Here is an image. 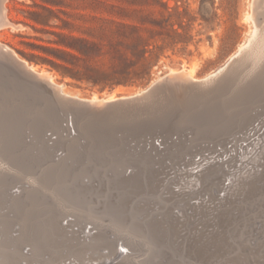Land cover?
<instances>
[{"label": "rangeland", "instance_id": "obj_1", "mask_svg": "<svg viewBox=\"0 0 264 264\" xmlns=\"http://www.w3.org/2000/svg\"><path fill=\"white\" fill-rule=\"evenodd\" d=\"M144 1H148V4H144L147 3ZM158 1L0 0V5L4 4V14L8 21L2 25V28L0 27V44L6 45L19 58L28 60L29 63L36 66L37 70L44 68L49 71L54 77L53 82H63L65 84L63 89L71 94L88 96L94 92L95 95L102 96L109 87L99 89L84 80H76L61 74L60 70L42 60L41 57L54 58L49 49L55 46L53 42H50L51 39L56 38L52 31H67V28H63L66 23L68 27L78 29L74 30L75 33L81 34V31L87 27L104 24V19L138 23L140 12L149 14L152 20L149 26L154 30L152 33L161 32L165 41L157 38L156 44L161 48L157 49L156 56L158 58L152 66L149 77L138 84L115 86L114 92L115 89L122 88L115 92L116 95L130 93L148 81L166 74L170 75L172 70L173 73L181 72V69H187L191 65H194L192 73L194 79H202L211 75H215V78L219 79L229 72L227 78L220 81L216 88L210 92H201L196 98L194 106L180 109L182 117L178 120V126L184 127L187 133L181 134L175 131L176 137L174 138L168 134L170 129L165 127L164 136H162L159 145L154 146L153 143L150 145L149 150L153 151V154L145 153L140 149L141 147L138 149L135 146L131 151L132 154L121 153L118 155L114 152H103L104 150H99L98 146L91 145L86 141L80 144L77 138L71 136L67 126H50L34 117L32 112L27 116L30 112L17 111L18 106L25 107L23 106L25 102L28 109L33 108V99L37 97V94L34 97L29 94L31 96L28 97V95H24L23 91H16L15 101L17 104L12 100V106L16 105V109H14L5 104L7 98L6 101H10V98L14 96L10 93H7L8 96H6V93L0 92V264H88V259L81 257L83 250L86 256L94 254L93 258H98L96 255L108 254V264H177L178 262V264H212L211 262L230 264L233 259L231 264H252L253 262L254 264H264V234H262L264 233V76L258 77L252 83V90H245L248 92L241 95L239 93L242 88L250 87L249 82L261 70L264 56L260 59L255 57L256 49L252 45H248V48L245 47L238 53L240 46L246 44L250 39L255 25L263 24L264 17L261 15L264 14V8H262L264 0H255V2H253L254 0H161L167 9ZM257 6L260 8L257 9ZM247 10L251 13L252 19L245 18ZM168 14H170V18L166 19ZM258 14H261L259 16L262 19L260 23L254 21ZM257 29L259 30V27ZM175 31L179 32L181 36H175ZM171 37H174L175 42L171 40ZM253 51L255 52L253 53ZM249 52H252L253 55ZM245 53L252 56L246 54L249 56L247 59L248 56H245ZM234 55L235 57H233ZM258 59L259 62L256 65ZM164 109H166V114H169L177 111L179 107L175 103L169 102ZM166 114L165 119L167 118ZM245 117L248 118L243 122ZM253 120H259V123L253 127L252 135L235 136L233 152L231 153L230 149L224 150L225 139L234 136L239 129L251 126L250 123ZM239 141L246 142V144L240 146ZM260 146L261 148H259ZM241 148H245V150L242 149V151ZM243 153H248V157ZM224 154L227 155L225 159L222 158L221 162L226 164L222 165L221 162L215 161L206 162L212 155L218 157L223 155L224 157ZM197 159L199 162H196ZM261 160L262 162H260ZM246 162L248 164L245 165ZM226 171L227 174L232 172L231 175L228 174V176ZM250 172L252 174H249ZM196 173L198 176H195ZM78 183H81L82 187L78 186ZM237 185L238 187H236ZM225 187L226 190L231 189L226 191ZM233 187H236L234 192ZM228 191L231 193L228 194ZM225 192L227 195L224 194ZM215 196L219 198L217 199ZM215 199L217 203L214 202ZM234 202L236 203L234 204ZM189 204L203 212L196 211ZM260 205L262 206L258 209ZM212 206L216 208L213 209ZM230 209L231 213H229ZM212 210H215L214 216ZM206 212L207 214L211 212L212 216L206 215ZM176 213H179L181 219ZM197 213L202 214L198 216ZM220 216L225 220H222ZM254 216L257 218H252ZM178 217L179 219H177ZM214 218H216L215 221ZM178 220L181 223L176 222ZM232 221H235L234 225ZM86 224L90 225L88 229L85 228ZM240 225L243 227L241 228ZM201 226L202 229H200ZM83 228L91 233L85 236L84 232H80ZM262 228L263 230H261ZM214 229L217 230L214 231ZM229 229L230 231H228ZM246 229L248 230L244 231ZM190 230L194 231H191L193 237ZM218 230H221L220 234ZM222 230L223 233L225 232L223 237ZM206 232L207 234H205ZM234 232L235 234H233ZM236 234H238L237 238ZM183 236L186 240L189 238L191 241H185ZM231 237L232 239H230ZM33 238L41 242L45 241L43 244L45 249L38 252L34 247L35 244L32 243ZM101 238L104 240L103 243H99ZM158 239L160 240L157 241ZM120 240L125 247L128 246V252H122L124 258L117 260L114 258L116 252H111L108 242L112 241L114 245V243L118 244ZM183 242L188 244L185 245ZM191 242L192 244L188 246ZM200 243L202 246L205 244L203 246H206L205 250L202 249ZM229 243L236 246V252L235 249L233 250L234 246ZM239 243L240 245H238ZM260 243L261 245H259ZM215 245L221 246V249L215 248ZM243 245H246L244 247L246 249L241 248ZM195 247H199V250ZM189 249L191 250L189 251ZM206 249L211 252V255ZM254 249H257L256 252ZM232 250L234 252H231ZM196 251H198L197 254ZM246 255L249 256L248 260L250 257L252 260L248 261ZM255 255H257L256 258ZM235 256L236 258H234ZM160 257L163 259L160 260ZM201 258H205V260ZM209 258L211 262L208 260ZM76 259H80V261L74 262ZM225 259L228 261L225 262ZM104 260L95 259L91 264H102Z\"/></svg>", "mask_w": 264, "mask_h": 264}, {"label": "water", "instance_id": "obj_2", "mask_svg": "<svg viewBox=\"0 0 264 264\" xmlns=\"http://www.w3.org/2000/svg\"><path fill=\"white\" fill-rule=\"evenodd\" d=\"M33 67L28 60L19 58L6 45L0 44V92L6 93V96L7 93L14 96L10 101H6L7 98L5 104L16 109V105L12 104L13 101L16 103L18 90L28 97L37 94L33 99V108L28 109L25 103V107L18 106L17 111L30 112L27 116L32 112L34 117L50 126H67L71 136L77 138L80 144L86 141L98 146L103 152L118 155L132 154L135 146L138 149L141 147L145 153L153 154L149 150L150 145H159L165 127L170 129L168 134L174 138L175 131L187 133L184 127L178 126V120L182 117L180 109L194 106L201 92H210L222 81V76L219 79L215 75L194 79L175 72L148 81L131 94L110 97L114 89L112 87L102 96H97L94 92L88 96H79L65 91L63 82L55 83L41 77ZM169 102L175 103L179 109L166 114L164 107ZM258 123L259 120H253L251 126L239 129L234 136L225 139L224 150L233 148L235 136L252 135L253 127ZM244 144L246 142L241 141L239 145ZM78 186L82 187V184L78 183ZM85 228L88 229L89 225ZM122 245L120 240L115 254L117 260L123 256L122 251L128 252V248H123Z\"/></svg>", "mask_w": 264, "mask_h": 264}, {"label": "trees", "instance_id": "obj_3", "mask_svg": "<svg viewBox=\"0 0 264 264\" xmlns=\"http://www.w3.org/2000/svg\"><path fill=\"white\" fill-rule=\"evenodd\" d=\"M158 3L167 9L163 1ZM148 16L140 12L138 23L104 19V24L87 27L81 34L65 23L63 28L67 31H52L56 38L50 42L55 46L49 49L54 58L41 59L61 74L99 89L141 83L157 61V49L161 48L156 44L157 38L165 41L161 32L152 33L154 30L149 26L152 20ZM169 18L170 14L166 19ZM175 36L181 34L175 31Z\"/></svg>", "mask_w": 264, "mask_h": 264}, {"label": "bare ground", "instance_id": "obj_4", "mask_svg": "<svg viewBox=\"0 0 264 264\" xmlns=\"http://www.w3.org/2000/svg\"><path fill=\"white\" fill-rule=\"evenodd\" d=\"M4 1H6V0H4ZM257 1H258V0H257ZM253 2H255V0H254ZM3 3H4V2H3ZM256 3H257V2H256ZM258 3H259V2H258ZM263 3H264V1H263ZM252 5H253V4H252ZM254 5H255V4H254ZM3 6H4V4H3V5H0V27H1V28H2V25H3V24L5 25V24L8 22L7 19H6V17H5V14H4L5 9H4ZM250 6H251V2H250ZM252 7H253V6H252ZM257 7H258L257 9L260 8L259 6H257ZM262 8H264V7H262ZM254 9H255V8H254ZM252 10H253V9H252ZM255 15H256V14H255ZM260 15H261V14H258L256 20L254 19V21H256V22L259 21V23H260V21L262 20V19H260V17H259ZM261 16L264 17V14L261 15ZM245 18H246V19H250V18H251V13H250L248 10H247V12H246V16H245ZM252 18H253V17H252ZM252 18H251V19H252ZM251 22H252V21H251ZM257 24H258V23H257ZM257 24L255 25L256 27L253 25V28L255 27V30L253 31V33H251L252 35H250L251 37H250V39L248 40V42H247L246 44H243V45L240 46V49H239L238 53H240L241 51H243V49H244L245 47L248 48V45H252V46L256 49V52L253 51V53H254V52L256 53V56H255V54H254V56L260 59V57H263V56H264V19H263V24L261 23L262 25H261V24H260V25H257ZM14 25H15V27H16V24H14ZM18 26H19V25H18ZM257 26L259 27V30L257 29V28H258ZM253 28H252V30H253ZM247 39H248V38H247ZM246 41H247V40H246ZM10 50H11V49H10ZM247 50H248V49H247ZM248 51H249V50H248ZM248 51H247V52H248ZM242 53H244V52H242ZM242 53H241V54H242ZM249 53L252 54V52H249ZM249 53H245V56H248V55H246V54H249ZM251 54H249V55H251ZM236 55H237V53H236ZM252 55H253V54H252ZM252 55H251V56H252ZM237 56H238V55H237ZM18 57H19V56H18ZM233 57H235V55H234ZM239 57H240V56H239ZM255 57H254V58H255ZM244 58H246V57H244ZM241 59H242V58H241ZM247 59H249V56H248ZM259 59L256 60V65H257V62H259ZM248 61H250V60H248ZM254 61H255V60H254ZM239 62H240V61H239ZM252 62H253V60H252ZM254 64H255V63H254ZM252 66H253V65H252ZM254 66H255V65H254ZM33 68L37 70L36 66H34ZM249 69H250V68H249ZM254 69H255V68H254ZM260 69H261V70L259 71V73H258V74H257L252 80H251V82H249V86H250V87L246 86L245 88H242L241 90H239V91H240V92H239L240 95H241V94H244V92H248V91H245V90H249V89L252 90V88H251L252 83H253L258 77H261L262 75L264 76V61H263V63H262V66L260 67ZM193 70H194V65H191V66H190L189 68H187V69H186V68L183 69V70L181 69V74L185 75L186 77L193 78V76H192ZM248 71H249V70H248ZM255 71H256V70H255ZM38 72H39L40 75H42L41 77H43V75H44V77H45L47 80H49V81H53V78H54V77H53V75H52L49 71L45 70L44 68H40V69L38 70ZM173 72H174V71L172 70V71H171V74H172ZM246 72H247V71H246ZM249 72H250V71H249ZM247 73H248V72H247ZM228 74H229V72H227L225 75H223V76L221 77L222 80H225V79L227 78ZM245 75H246V74H245ZM211 76H212V75H211ZM239 76H240V75H239ZM44 77H43V78H44ZM241 77H242V76H241ZM245 77H246V76H245ZM246 78H247V77H246ZM239 79H240V78H239ZM121 89H122V88L119 87V88L115 89V92L120 91ZM115 92L112 90V92H111V94H110L109 96H110V97H114V96H116ZM132 92H133V91H131L130 93L122 94V95L131 94ZM237 98H238V97H237ZM226 100H227V99H226ZM25 103H26V102H25ZM230 103H231V102H230ZM223 105H224V104H223ZM225 105H227V104H225ZM6 109H7V108H6ZM173 109H174V108H173ZM7 111H8V110H7ZM228 113H229V112H228ZM10 114H11V113H10ZM225 114H226V113H225ZM8 115H9V114H8ZM184 116H185V115H184ZM247 118H248V117H245L244 120H243V122H245V121L247 120ZM18 120H19V119H18ZM25 121H28V120L25 119ZM5 122H6V121H5ZM37 123H38V122H37ZM28 124H29V123H28ZM4 125H6V124H4ZM49 127H50V126H49ZM18 128H20V127H18ZM50 128H51V127H50ZM20 129H21V128H20ZM52 129H53V128H52ZM0 132H1V131H0ZM212 136H213V135H212ZM239 137H240V136H239ZM261 137H262V136H261ZM253 138H254V137H253ZM258 138H259V137H258ZM221 139H222V138H221ZM260 139L262 140V138H260ZM260 139H259V142H260ZM61 140H62V139H61ZM212 140H213V139H212ZM245 141H248V140H245ZM239 142H240V141H239ZM259 142H258V143H259ZM261 142H262V141H261ZM214 143H215V142H214ZM237 143H238V142H237ZM74 144H76V143H74ZM215 144H216V143H215ZM210 145H211V144H210ZM241 146H242V145H241ZM222 147H223V146H222ZM245 147H246V146H245ZM5 148H6V147H5ZM214 148H215V147H214ZM238 148H239V146H238ZM238 148H237V149H238ZM247 148H248V147H247ZM259 148H261V146H260ZM259 148H258V149H259ZM71 149H72V148H71ZM193 149H194V148H193ZM242 149L245 150V148H241V150H242ZM233 150H234L233 148H230V152H231V153L233 152ZM239 150H240V148H239ZM219 151H221V149H220ZM226 151H227V150H226ZM242 151H243V150H242ZM249 151H250V150H249ZM251 151H252V150H251ZM254 151H255V150H254ZM0 152H1V151H0ZM198 152H199V151H198ZM216 152H217V151H216ZM248 153H249V152H248ZM248 153H246V154L243 153V154H244V155H247ZM258 153H259V152H258ZM201 154H202V153H201ZM217 154H218V153H217ZM243 154H242V155H243ZM254 154H255V153H254ZM214 155H215V154H214ZM218 155H219V154H218ZM224 155L226 156L227 154H224ZM228 155H229V154H228ZM239 155H240V154H239ZM242 155H241V156H242ZM248 155H249V154H248ZM248 155H247V157H248ZM185 157H186V156H185ZM238 157H240V156H238ZM256 157H257V156H256ZM201 158H202V157H201ZM222 158H223V155H221L220 157H218V156H213V155H212V156H211L206 162H209V161H212V162H213V161H215V162H219V160H221V161L223 160ZM258 158H260V157H258ZM194 159H195V158H194ZM240 159H241V157H240ZM254 159H256V158H254ZM260 159H261V158H260ZM233 160H234V159H233ZM236 160H237V159H236ZM238 160H239V158H238ZM242 160H243V159H242ZM244 160H245V159H244ZM244 160H243V161H244ZM251 160H252V159H251ZM251 160H249V161H251ZM262 160H263V159H262ZM262 160H261L260 162H262ZM204 161H205V160H204ZM229 161H230V160H229ZM249 161H248V162H249ZM255 161H256V160H254V162H255ZM194 162H195V161H194ZM194 162H192V163H194ZM196 162H199L198 159H197ZM240 162H241V161H240ZM248 162H246L245 165L248 164ZM256 162H257V161H256ZM4 163H5V162H4ZM221 163H222V162H221ZM224 163H225V162H224ZM224 163H222V165H223ZM235 163H236V162H235ZM204 164H205V163H204ZM225 164H226V163H225ZM237 164H238V162H237ZM249 164H250V163H249ZM252 164H253V163H252ZM255 164H258V163H255ZM262 164H263V163H262ZM4 165H5V164H4ZM200 165H201V164H200ZM205 165H206V164H205ZM234 166H235V165H234ZM236 166H237V165H236ZM241 166H242V165H241ZM252 166H253V165H252ZM50 167H51V166H50ZM180 167H181V166H180ZM223 167H224V166H223ZM225 167H227V166H225ZM225 167H224V168H225ZM231 167H232V166H231ZM245 167H246V166H245ZM245 167H244V168H245ZM257 167H258V166H257ZM257 167H256V169H257ZM46 168H48V167H46ZM87 168H88V167H87ZM235 168H236V167H235ZM235 168H234V169H235ZM237 168H238V166H237ZM250 168H251V167H250ZM253 168H254V167H253ZM261 168H262V167H261ZM261 168H259V169H261ZM14 169H15V168H14ZM51 169H52V168H51ZM127 169H128V168H127ZM221 169H222V168H221ZM234 169H233V170H234ZM246 169H247V168H246ZM262 169H263V168H262ZM70 170H71V169H70ZM224 170H225V169H224ZM249 170H250V169H249ZM257 170H258V169H257ZM48 171H49V170H48ZM53 171H54V170H53ZM212 171H213V170H212ZM230 171H231V170H230ZM240 171H241V170H240ZM246 171H247V170H246ZM250 171H251V170H250ZM261 171H262V170H261ZM263 171H264V170H263ZM200 172H201V171H200ZM242 172L244 173V170H242ZM231 173H232V172H231ZM231 173H230V174L228 173V174L231 175ZM236 173H237V172H236ZM238 173H239V172H238ZM245 173H246V172H245ZM263 173H264V172H263ZM117 174H118V173H117ZM192 174H193V173H192ZM207 174H208V173H207ZM226 174H227V171H226ZM228 174H227V175H228ZM246 174H247V173H246ZM249 174H252V173L250 172ZM124 175H125V174H124ZM196 175H197V173L195 174V176H196ZM199 175H200V174H199ZM204 175H205V174H204ZM219 175H220V174H219ZM229 175H228V176H229ZM244 175H245V174H244ZM258 175H259V174H258ZM260 175H261V174H260ZM22 176H23V175H22ZM122 176H123V175H122ZM192 176H193V175H192ZM197 176H198V175H197ZM222 176H223V175H222ZM225 176H226V175H225ZM233 176H234V175H233ZM25 177H26V176H25ZM55 177H56V176H55ZM98 177H99V176H98ZM205 177H206V176H205ZM223 177H224V176H223ZM235 177H236V176H235ZM239 177H240V174H239ZM22 178H23V177H22ZM27 178H28V177H27ZM57 178H58V177H57ZM224 178H225V177H224ZM230 178H231V177H230ZM233 178H234V177H233ZM245 178H246V177H245ZM166 179H167V178H166ZM200 179H201V178H200ZM219 179H220V178H219ZM238 179H239V178H238ZM240 179H243V178H240ZM101 180H102V179H101ZM101 180H100V181H101ZM103 180H104V179H103ZM117 180H118V179H117ZM186 180H187V179H186ZM201 180H202V179H201ZM235 180H237V178H235ZM28 181H29V180H28ZM30 181H31V180H30ZM189 181H190V180H189ZM216 181H217V180H216ZM222 181H223V180H222ZM226 181H227V179H226ZM237 181H238V180H237ZM53 182H54V180H53ZM185 182H186V181H185ZM187 182H188V181H187ZM224 182H225V181H224ZM240 182H242V181H240ZM94 183H95V182H94ZM102 183H103V182H102ZM196 183H197V182H196ZM228 183H229V182H228ZM236 183H237V182H236ZM186 184H187V183H186ZM223 184H224V183H223ZM225 184H227V183H225ZM230 184H231V181H230ZM244 184H245V183H244ZM254 184H255V183H254ZM62 185H63V184H62ZM111 185H112V184H111ZM193 185H194V183H193ZM219 185H220V184H219ZM219 185H217V186H219ZM231 185H232V184H231ZM231 185H230V186H231ZM238 185H240L239 182H238ZM238 185H237L236 187H238ZM259 185H260V184H259ZM207 186H208V185H207ZM221 186H222V185H221ZM245 186H246V185H245ZM253 186H254V185H253ZM253 186H252V187H253ZM255 186H257V185H255ZM118 187H120V186H118ZM197 187H198V185H197ZM236 187H235V188H236ZM240 187H241V186H240ZM242 187H243V186H242ZM55 188H56V187H55ZM147 188H148V186H147ZM194 188H195V187H194ZM212 188H213V187H212ZM217 188H218V187H217ZM233 188H234V187H233ZM233 188H232V189H233ZM235 188H234L233 192L236 191ZM258 188H259V187H258ZM258 188H257V189H258ZM68 189H69V188H68ZM173 189H174V188H173ZM214 189H215V188H214ZM214 189H213V190H214ZM221 189H222V188H221ZM229 189H231V188H228L227 190H229ZM243 189H244V188H243ZM248 189H249V188H248ZM254 189H255V188H254ZM175 190H176V189H175ZM175 190H173L174 193H175ZM225 190H226V187H225ZM225 190H223V191H225ZM227 190H226V191H227ZM241 190H242V189H241ZM57 191H58V190H57ZM183 191H184V190H183ZM185 191H187V190H185ZM193 191H194V190H193ZM218 191H219V190H218ZM221 191H222V190H221ZM248 191L250 192V190H248ZM252 191H253V189H252ZM254 191H255V190H254ZM43 192H44V190H43ZM69 192H70V191H69ZM177 192H178V191H177ZM208 192H209V191H208ZM210 192H212V191H210ZM231 192H232V190H231ZM231 192L228 191V194L231 193ZM237 192H238V191H237ZM6 193H7V192H6ZM17 193H18V192H17ZM179 193H180V191H179ZM212 193H213V192H212ZM244 193H245V190H244ZM247 193H248V192H247ZM251 193H252V192H251ZM43 194H44V193H43ZM78 194H79V193H78ZM142 194H143V193H142ZM191 194H192V193H191ZM194 194H195V193H194ZM206 194H207V192H206ZM209 194H210V193H209ZM214 194H215V193H214ZM218 194H219V193H218ZM218 194H217V195H218ZM221 194H222V192H221ZM224 194L227 195L226 192H225ZM238 194H239V193H238ZM170 195H171V194H170ZM186 195H189V194H186ZM195 195H196V194H195ZM197 195H198V194H197ZM204 195H205V194H204ZM222 195H223V194H222ZM230 195H231V194H230ZM239 195H240V194H239ZM239 195H238V196H239ZM241 195H242V194H241ZM244 195H245V194H244ZM254 195H255V194H254ZM256 195H257V193H256ZM61 196H62V194H61ZM72 196H73V195H72ZM166 196H167V195H166ZM171 196H172V195H171ZM211 196H212V195H211ZM220 196H221V195H220ZM224 196H225V195H224ZM224 196H223V199H224ZM228 196H229V195H228ZM233 196H234V195H233ZM259 196H260V195H259ZM65 197H66V196H65ZM73 197H74V196H73ZM167 197H168V196H167ZM186 197H187V196H186ZM201 197H202V196H201ZM201 197H200V198H201ZM207 197H208V196H207ZM213 197H214V196H213ZM215 197H217V196H215ZM230 197H232V196H230ZM236 197H237V196H236ZM240 197H241V196H240ZM240 197H239V198H240ZM248 197H249V196H248ZM263 197H264V196H263ZM43 198H44V196H43ZM46 198H47V196H46ZM74 198H75V197H74ZM183 198H184V197H183ZM197 198H198V196H197ZM208 198H209V197H208ZM218 198H219V197H217V199H218ZM221 198H222V196H221ZM254 198H256V197L254 196ZM181 199H182V198H181ZM202 199H203V198H202ZM205 199H207V198H205ZM209 199H210V198H209ZM209 199H208V200H209ZM212 199H213V198H212ZM212 199H211V200H212ZM236 199H238V198H236ZM241 199H242V197H241ZM243 199H244V197H243ZM249 199H250V198H249ZM23 200H24V199H23ZM46 200H47V199H46ZM220 200H221V199H220ZM226 200H227V197H226ZM247 200H248V199H247ZM254 200H255V199H254ZM115 201H116V199H115ZM213 201H214V200H213ZM221 201H223V200H221ZM234 201H235V200H234ZM249 201H250V200H249ZM63 202H65V201H63ZM75 202H76V201H75ZM186 202H187V201H186ZM186 202H185V203H186ZM198 202H199V201H198ZM198 202H196V203H198ZM214 202H216V199H215ZM224 202H225V199H224ZM238 202H239V200H238ZM252 202H253V199H252ZM258 202H259V201H258ZM261 202H263V201H261ZM25 203H26V202H25ZM119 203H120V202H119ZM216 203H217V202H216ZM216 203H215V204H216ZM218 203H219V202H218ZM227 203H228V202H227ZM232 203H233V202H232ZM232 203H231V204H232ZM235 203H236V202H234V204H235ZM20 204H21V203H20ZM43 204H44V203H43ZM43 204H42V205H43ZM186 204H188V203H186ZM201 204H202V202H201ZM206 204H207V202H206ZM215 204H213V205H215ZM221 204H222V203H221ZM189 205H190V204H189ZM228 205H229V204H228ZM258 205H259V203H258ZM1 206H2V205H1ZM69 206H70V205H69ZM75 206H76V205H75ZM187 206H188V205H187ZM190 206H192V205H190ZM196 206H197V205H196ZM200 206H201V205H200ZM219 206H220V205H219ZM219 206H218V208H219ZM222 206H223V205H222ZM226 206H227V205H226ZM261 206H262V205H260L259 208H258V207H257V208L260 209ZM30 207H31V206H30ZM192 207H193V206H192ZM192 207H191V209H193V208H194V209L197 208V207H193V208H192ZM208 207H209V206H208ZM75 208H76V207H75ZM201 208H203V207H201ZM206 208H207V207H206ZM206 208H205V209H206ZM212 208H213V206H212ZM214 208H216V207L214 206ZM214 208H213V209H214ZM221 208H222V207H221ZM245 208H246V207H245ZM248 208H249V207H248ZM248 208H247V210H248ZM250 208H251V207H250ZM29 209H30V208H29ZM194 209H193V210H194ZM203 209H204V208H203ZM209 209H210V208H209ZM219 209H220V208H219ZM236 209H237V206H236ZM21 210H22V209H21ZM23 210H24V208H23ZM91 210H92V209H91ZM173 210H175V209H173ZM179 210H180V209H179ZM193 210H192V211H193ZM195 210H196V209H195ZM195 210H194V212H196V211L201 212V211H202V210H196V211H195ZM206 210H207V209H206ZM206 210H205V211H206ZM217 210H218V209H217ZM217 210H216V211H217ZM232 210H233V209H232ZM29 211H30V210H29ZM38 211H39V210H38ZM76 211H77V210H76ZM87 211H88V210H87ZM186 211H187V210H186ZM190 211H191V210H190ZM207 211H208V210H207ZM210 211H211V210H210ZM212 211H213V210H212ZM214 211H215V210H214ZM214 211H213L212 213H214ZM218 211H220V210H218ZM218 211H217V212H218ZM233 211H235V210H233ZM0 212H1V211H0ZM88 212H89V211H88ZM120 212H121V211H120ZM173 212H174V211H173ZM202 212H203V211H202ZM238 212H239V211H238ZM238 212H237V213H238ZM241 212H242V211H241ZM250 212H251V211H250ZM256 212L258 213V211H256ZM261 212H262V211H261ZM261 212H260V214H261ZM86 213H87V212H86ZM179 213H180V211H179ZM179 213H178V214H179ZM181 213H182V210H181ZM225 213H226V212H225ZM229 213H231V209H230V212H229ZM233 213H234V212H233ZM237 213H236V214H237ZM242 213H243V212H242ZM262 213H263V212H262ZM176 214H177V213H176ZM178 214H177V215H178ZM184 214H185V213H184ZM190 214H191V212H190ZM197 214H198V213H197ZM197 214H196V216H197ZM199 214H200V213H199ZM199 214H198V216H199ZM201 214H202V213H201ZM201 214H200V215H201ZM216 214H217V213H216ZM90 215H91V214H90ZM182 215H183V214H182ZM193 215H194V214H193ZM193 215H191V216H193ZM204 215H205V212H204ZM204 215H203V217H205ZM206 215H211V212H210L209 214H207V212H206ZM212 215L214 216L215 213L212 214ZM212 215H211V216H212ZM233 215H234V214H233ZM248 215H249V210H248ZM257 215H259V214H257ZM32 216H33V215H32ZM58 216H59V214H58ZM58 216H57V217H58ZM79 216H80V215H79ZM178 216H179V215H178ZM183 216H184V215H183ZM183 216H182V217H183ZM186 216H188V215L186 214ZM198 216H197V217H198ZM221 216H222V215H221ZM221 216H220V218H222ZM225 216H226V215H225ZM238 216H240V215H238ZM250 216H253V215H250ZM259 216H260V215H259ZM263 216H264V213H263ZM170 217H172V216L170 215ZM179 217H180V216H179ZM179 217H178L177 219H179ZM184 217H185V216H184ZM194 217H195V215H194ZM207 217H208V216H207ZM217 217H218V216H217ZM255 217H256V216H254V217H252V218H255ZM29 218H30V217H29ZM51 218H52V217H51ZM119 218H121V217H119ZM172 218H174V217H172ZM199 218H200V217H199ZM199 218H198V219H199ZM208 218H209V217H208ZM249 218H251V217H249ZM256 218H257V217H256ZM180 219H181V217H180ZM185 219H186V217H185ZM185 219H184V220H185ZM194 219H195V218H194ZM194 219H192V220H194ZM234 219H235V218H234ZM234 219H232V220H234ZM238 219H239V218H238ZM33 220H34V219H33ZM54 220H55V219H54ZM182 220H183V219H182ZM182 220H181V221H182ZM215 220H216V218H214V221H215ZM222 220H225V219L222 218ZM227 220H228V219H227ZM259 220L262 221V219H259ZM52 221H53V219H52ZM55 221H56V220H55ZM194 221H195V220H194ZM210 221H211V220H210ZM214 221H213V222H214ZM256 221H257V220H256ZM256 221H255V223H256ZM260 221H259V222H260ZM12 222H13V221H12ZM38 222H39V221H38ZM50 222H51V221H50ZM62 222H64V221L62 220ZM176 222H179V220L176 221ZM203 222H204V221H203ZM224 222L227 223L226 221H224ZM233 222H235V221H232V224H233ZM246 222H247V220H246ZM250 222H251V221H250ZM263 222H264V220H263ZM51 223H52V222H51ZM168 223H169V222H168ZM179 223H181V222H179ZM195 223H197V222H195ZM211 223H212V222H211ZM221 223L223 224V222H221ZM255 223H254V224H255ZM260 223H261V222H260ZM213 224H214V223H213ZM216 224H217V223H216ZM240 224H241V223H240ZM263 224H264V223H263ZM28 225H29V224H28ZM58 225H59V224H58ZM63 225H64V223H63ZM86 225H87V224H86ZM166 225H167V224H166ZM171 225H172V224H171ZM182 225H183V224H182ZM182 225H181V226H182ZM201 225H202V223H201ZM204 225H205V224H204ZM209 225H210V224H209ZM219 225H220V224H219ZM233 225H234V224H233ZM244 225H245V224H244ZM247 225L249 226L250 224H247ZM251 225H252V224H251ZM52 226H53V225H52ZM89 226H90V225H89ZM137 226H138V225H137ZM175 226H176V225H175ZM177 226H178V225H177ZM206 226H207V225H206ZM211 226H212V225H211ZM215 226H216V225H215ZM236 226L239 227V225H236ZM258 226L260 227V225H258ZM55 227H56V226H55ZM197 227H198V226H197ZM220 227H221V226H220ZM240 227H241V225H240ZM242 227H243V225H242ZM242 227H241V228H242ZM259 227H258V228H259ZM29 228H30V227H29ZM38 228H39V227H38ZM81 228H82V227H81ZM164 228H166V227H164ZM164 228H163V229H164ZM210 228H211V227H210ZM218 228H219V227H218ZM223 228H224V227H223ZM225 228H227V227H225ZM245 228H246V227H245ZM247 228H249V227H247ZM168 229H169V228H168ZM175 229H176V227H175ZM200 229H202V226H201ZM231 229H232V228H231ZM233 229H234V228H233ZM237 229H238V228H237ZM239 229H240V228H239ZM211 230H212V229H211ZM215 230H217V229H214V231H215ZM225 230H227V229H225ZM247 230H248V229H246V230H244V231H247ZM261 230H263V228H262ZM76 231H80V230H76ZM93 231H94V230H93ZM165 231H166V229H165ZM165 231L163 232L164 234H165ZM191 231H192V230H190V233H191ZM206 231H207V230H206ZM218 231H219V230H218ZM220 231H221V230H220ZM220 231H219V234H220ZM228 231H230V229H229ZM80 232H82V233L84 232V235H85V236H88L89 233H91V232H89V231H86L84 228H83V230L80 231ZM87 232H88V233H87ZM167 232H168V231H167ZM192 232H194V231H192ZM209 232H210V231H209ZM237 232H238V230H237ZM239 232H240V231H239ZM248 232H249V231H248ZM259 232H260V231H259ZM176 233H177V232H176ZM195 233H196V231H195ZM201 233H202V230H201ZM210 233H211V232H210ZM210 233H209V235H210ZM224 233H225V232H224ZM224 233H223V230H222V234H221L222 237H223ZM230 233H231V232H230ZM242 233H243V232H242ZM245 233H246V232H245ZM77 234H78V232H77ZM77 234H76V235H77ZM119 234H120V233H119ZM161 234H162V233H161ZM193 234H194V233H193ZM205 234H207V232H206ZM205 234H203V235H205ZM211 234H212V233H211ZM214 234H215V233H214ZM216 234L218 235V237L220 236L217 232H216ZM226 234H227V233H226ZM233 234H235V232H234ZM260 234H261V233H260ZM262 234H264V233H262ZM150 235H151V234H150ZM159 235H160V234H159ZM191 235H192V233H191ZM209 235H207V236L209 237ZM230 235H231V234H230ZM237 235H238V234H236V236H235V235H234V236L237 238ZM241 235H242V234H241ZM247 235H248V233H247ZM247 235H246V236H247ZM250 235H251V234H250ZM77 236H78V235H77ZM85 236H84V237H85ZM186 236H187V235H186ZM189 236H190V234H189ZM210 236H211V235H210ZM232 236H233V235H232ZM242 236H243V235H242ZM81 237H82V236H81ZM160 237H161V236H160ZM164 237H166V236H164ZM192 237H193V235H192ZM192 237H191V238H192ZM201 237H202V236H201ZM204 237H205V236H204ZM213 237H214V236H213ZM218 237H216V238H218ZM224 237H225V236H224ZM244 237H245V236H244ZM247 237H248V236H247ZM6 238H7V237H6ZM30 238H31V237H30ZM171 238H172V236H171ZM198 238H199V236H198ZM219 238H220V237H219ZM219 238H218V239H219ZM260 238H261V237H260ZM33 239H34V238H33ZM81 239H82V238H81ZM86 239H87V238H86ZM183 239H185L184 236H183ZM196 239H197V238H196ZM204 239H205V238H204ZM206 239H207V238H206ZM218 239H217V243H218ZM225 239H226V237H225ZM227 239H228V238H227ZM230 239H232V237H231ZM241 239H243V238H241ZM159 240H160V239H158L157 241H159ZM164 240H165V238H164ZM170 240H171V239H170ZM187 240H190V239L188 238ZM187 240L185 239V241H187ZM207 240H209V239H207ZM223 240H224V239H223ZM234 240H235V238H234ZM30 241H32V240H30ZM190 241H191V240H190ZM198 241H200V239H198ZM211 241H212V240H211ZM219 241H220V240H219ZM238 241H239V240H238ZM243 241H244V239H243ZM252 241H253V240H252ZM44 242H45V241H42V242H41V241H39L38 239H34L32 243L35 244V245H34L35 249H36L38 252H40L41 250H44V249H45V245H43ZM56 242H57V241H56ZM103 242H104V240L101 238V240H99V243H103ZM118 242H119V241H118ZM187 242H188V241H187ZM187 242H183V243H185V245H186ZM194 242H195V240H194ZM220 242H221V241H220ZM220 242H219V244H220ZM223 242H224V241H223ZM240 242H241V241H240ZM249 242H250V241H249ZM249 242H248V243H249ZM256 242H257V241H256ZM259 242H260V241H259ZM259 242H258V243H259ZM263 242H264V241H263ZM106 243H107V242H106ZM108 243L110 244V246H108V247L111 248V250H112L111 252H112V253H113V252L115 253V252H116V249H117V244L114 243V245H113L112 241H109ZM153 243H154V242H153ZM181 243H182V240H181ZM208 243H209V241H208ZM221 243H222V242H221ZM224 243H225V242H224ZM244 243H245V242H244ZM251 243H252V242H251ZM165 244H166V243H165ZM172 244H173V243H172ZM187 244H188V243H187ZM191 244H192V242H191L188 246H190ZM197 244H198V243H197V241H196V245H197ZM201 244H202V243H200V245H201ZM209 244H210V243H209ZM209 244H208V245H209ZM212 244H213V242H212ZM214 244H215V240H214ZM229 244H230V243H229ZM245 244H246V243H245ZM52 245H53V244H52ZM106 245H107V244H106ZM181 245H182V244H181ZM194 245H195V244H194ZM198 245H199V244H198ZM198 245H197V246H198ZM204 245H205V244H204ZM204 245H203V246H204ZM206 245H207V244H206ZM222 245H224L225 247L227 246L226 244H222ZM230 245H232V244H230ZM238 245H240V243H239ZM259 245H261V243H260ZM259 245H258V246H259ZM69 246H71V245H69ZM120 246H121V245H120ZM123 246H124V245H122V247H123ZM203 246L201 245L202 249L205 250V247H206V246H205V247H203ZM209 246H210V245H209ZM212 246H213V245H212ZM215 246H216V245H215ZM215 246H214V247H215ZM232 246H234V245H232ZM245 246H246V245H245ZM245 246L243 245V246H241V248H242V247L244 248ZM136 247H137V246H136ZM193 247H194V246H193ZM201 247H200V248H201ZM217 247H219V246H216L215 248H217ZM220 247H221V246H220ZM220 247H219V248H220ZM235 247H236V246H234L233 250L235 249L234 251L236 252V249H237V248H235ZM247 247H248V246H247ZM252 247H254V246H252ZM17 248H18V247H17ZM24 248H25V247H24ZM71 248H72V247H71ZM75 248H76V247H75ZM82 248H83V247H82ZM127 248H128V246H127ZM195 248H198V250H199V247H195ZM210 248H211V247H210ZM212 248H213V247H212ZM231 248H232V247H231ZM243 248H242V249H243ZM250 248H251V247H250ZM256 248H257V247H256ZM258 248H260V247H258ZM261 248H262V247H261ZM261 248H260V249H261ZM25 249H26V248H25ZM25 249H24V250H25ZM83 249H84V248H83ZM181 249H182V248H181ZM202 249H200V250H202ZM220 249H221V248H220ZM228 249H229V245H228ZM244 249H246V248H244ZM18 250H19V248H18ZM26 250H27V249H26ZM134 250H135V249H134ZM190 250H191V249H189V251H190ZM192 250L194 251L193 248H192ZM195 250H196V249H195ZM215 250H216V249H215ZM223 250H224V248H223ZM233 250H232L231 252H234ZM247 250H249V249L247 248ZM247 250H246V251H247ZM254 250H255V252H256L257 249H254ZM129 251H130V250H129ZM189 251H188V252H189ZM193 251H192V252H193ZM206 251H208V250L206 249ZM220 251H221V250H220ZM246 251H245V252H246ZM263 251H264V249H263ZM263 251L261 250V252H263ZM72 252H75V251H72ZM76 252H77V249H76ZM82 252H83V255L81 254V255H82L81 257H82V259H88V262H89L88 264H91L92 261L95 260V259H96V260H98V259H103V260H104V259H105L104 262H103L102 264H107V260L109 259V255H108V254L105 255V253H104V255H103V254H102V255H101V254H100V255H96L98 258H95V257H94V258H95V259H94V258H93L94 254H93V256H92V255H88V256H86V254L84 253L85 251L83 250ZM101 252H102V251H101ZM122 252H123V251H122ZM197 252H198V251H196V254H197ZM216 252H217V251H216ZM20 253H21V251H20ZM57 253H58V252H57ZM77 253H78V252H77ZM193 253H194V252H193ZM208 253L210 254L211 252L208 251ZM214 253H215V252H214ZM218 253H219V252H218ZM237 253H238V251H237ZM239 253H240V252H239ZM252 253H253V252H252ZM55 254H56V253H55ZM78 254H79V253H78ZM189 254H190V253H189ZM196 254H195V256H196ZM205 254H206V253H205ZM226 254H227V253H226ZM226 254H224V255H226ZM229 254H231V253H229ZM240 254H241V253H240ZM243 254H244V253H243ZM248 254H249V252H248ZM253 254H256V253H253ZM5 255H6V254H5ZM74 255H75V254H74ZM76 255H77V254H76ZM76 255H75V256H76ZM110 255H111V254H110ZM112 255H113V254H112ZM206 255H207V254H206ZM210 255H211V254H210ZM236 255H237V254H236ZM12 256H13V255H12ZM22 256H23V255H22ZM49 256H50V255H49ZM59 256H60V255H59ZM79 256H80V255H79ZM168 256H170V255H168ZM191 256H192V255H191ZM191 256H190V258H191ZM207 256H208V255H207ZM207 256H206V258L210 257V256H208V257H207ZM226 256H228V255H226ZM231 256H232V258H233V255H231ZM240 256H241V255H240ZM244 256H245V254H244ZM250 256H251V254H250ZM253 256H254V255H253ZM256 256H257V255H255V258H256ZM258 256H259V255H258ZM111 257H112V256H111ZM248 257H249V256H248ZM248 257H247V255H246L247 260H248ZM260 257H261V256H260ZM263 257H264V255H263ZM8 258H9V257H8ZM11 258H12V257H11ZM49 258H50V257H49ZM51 258H52V256H51ZM59 258H60V257H59ZM77 258H78V256H77ZM114 258H116V255L114 256ZM123 258H124V256H122V257L120 258V260H122ZM161 258H162V257H160V260H161ZM169 258H170V257H169ZM182 258H183V257H182ZM211 258H212V259H215V258H213V257H211ZM229 258H230V257H229ZM234 258H236V256H235ZM244 258H245V257H244ZM251 258H252V257H250V259H251ZM4 259L6 260L7 258H4ZM162 259H163V258H162ZM186 259H187V258H186ZM198 259H199V258H198ZM201 259L205 260V258H201ZM220 259H221V258H220ZM227 259H228V258H227ZM250 259H249L248 261H250ZM5 260H3V261L5 262ZM60 260H62V259H60ZM77 260L80 261V259H76L74 262H76ZM182 260H183V259H182ZM193 260H194V258H193ZM196 260H197V259H196ZM196 260H195V262H196ZM208 260L211 262L210 258H209ZM222 260H223V259H222ZM228 260H230V259H228ZM228 260H227V261H228ZM233 260H234V259H233ZM233 260H232V261H233ZM235 260H236V259H235ZM241 260H242V259H241ZM244 260H245V259H244ZM247 260H246V261H247ZM251 260H252V259H251ZM12 261H13V260H12ZM81 261H83V260H81ZM84 261H85V260H84ZM108 261H109V260H108ZM212 261H213V260H212ZM215 261H216V260H215ZM224 261L227 262L226 259H225ZM232 261H231V262H232ZM238 261H239V260H238ZM7 262H9V261L7 260ZM49 262H50V260H49ZM95 262H96V261H95ZM181 262H182V261H181ZM184 262H185V261H184ZM190 262H191V261H190ZM210 262H209V263H210ZM217 262H218V260H217ZM229 262H230V261H229ZM231 262H230V264H231ZM241 262H242V261H241ZM262 262H263V261H262ZM80 263H81V262H80ZM163 263H164V262H163ZM178 263H179V262H178ZM178 263H177V264H178ZM211 263H212V264H218V263H215V262H214V263L211 262ZM256 263H257V262H256ZM8 264H9V263H8ZM62 264H63V263H62ZM64 264H65V263H64ZM97 264H98V263H97ZM100 264H101V263H100ZM111 264H114V263H111ZM120 264H121V263H120ZM182 264H183V263H182ZM202 264H203V263H202ZM222 264H223V263H222ZM228 264H229V263H228ZM238 264H239V263H238ZM247 264H248V263H247ZM252 264H254V262H253ZM260 264H261V263H260ZM262 264H263V263H262Z\"/></svg>", "mask_w": 264, "mask_h": 264}]
</instances>
